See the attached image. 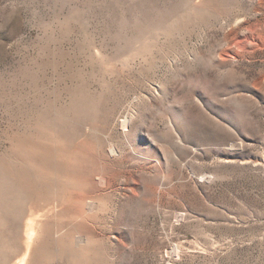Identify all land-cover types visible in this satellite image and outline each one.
<instances>
[{"label":"rangeland","instance_id":"obj_1","mask_svg":"<svg viewBox=\"0 0 264 264\" xmlns=\"http://www.w3.org/2000/svg\"><path fill=\"white\" fill-rule=\"evenodd\" d=\"M0 264H264V0H0Z\"/></svg>","mask_w":264,"mask_h":264},{"label":"bare ground","instance_id":"obj_2","mask_svg":"<svg viewBox=\"0 0 264 264\" xmlns=\"http://www.w3.org/2000/svg\"><path fill=\"white\" fill-rule=\"evenodd\" d=\"M127 124H128L127 121H125V122H124V127H125V128L127 127Z\"/></svg>","mask_w":264,"mask_h":264}]
</instances>
